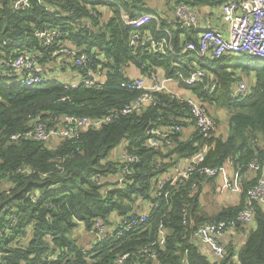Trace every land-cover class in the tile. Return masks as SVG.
<instances>
[{
	"label": "trees",
	"instance_id": "obj_1",
	"mask_svg": "<svg viewBox=\"0 0 264 264\" xmlns=\"http://www.w3.org/2000/svg\"><path fill=\"white\" fill-rule=\"evenodd\" d=\"M14 1L0 0V175L8 177L7 184L0 185V227L8 223V213H16L19 223L0 237V264H54L43 259L55 245L62 250V264H114L116 256L127 252L131 255L123 264H183L185 256L189 264H264V207L256 202L255 226L239 247L229 240L223 258H213L194 235L201 224L237 220L249 188L264 175V59L225 54L206 63L192 51L175 55L167 50L161 54L148 46H132L131 28L126 27L118 7L113 6V14L101 24L106 12L96 5L107 0H32L27 9H17ZM115 1L132 17L145 11L160 15L157 9H148L147 0ZM223 1L194 0L192 4ZM49 6L56 11L50 12ZM87 20L95 28H87ZM176 23L163 19L161 26L171 30L174 50L180 53L187 41H197V33ZM146 26L157 39L164 35L157 31L156 21H149ZM54 27H59L62 34L55 43L45 45L37 31ZM65 48H74L72 52L81 49L88 56L87 62L78 65L69 57L61 58V52L55 54ZM24 52L31 53L48 74H53H46V82L26 85L15 81L16 75H11V67L2 60ZM246 61L252 62L256 83L247 95L233 96L232 83L241 79L236 67L241 62L248 65ZM195 63L208 74L203 82L185 83L189 89L203 101L232 109L229 132L208 141L209 149L201 165L221 166L231 159L241 174L249 176L242 183L241 202L237 204L223 206L211 214L205 212L200 195L206 176L198 172L177 186L167 184L163 190L167 195L153 196L154 178L178 163L179 158L194 155L204 144L198 131L189 139H183L180 131L175 132L173 145L166 149L143 144L151 128L173 123L182 126V119L192 117L183 96L156 92L143 110L121 114L99 126L79 127L72 137L42 140L28 133L35 129L38 119L48 127L58 125L66 114L101 119L109 110H120L132 102L141 92L121 86L123 80L130 78L125 72L129 64L149 77L162 67L166 77L173 78L179 73L190 74ZM89 68L102 70L106 82L96 86L64 82L67 71L86 74ZM206 84H215L214 92L209 93ZM15 134L19 137H12ZM122 143L138 157L130 164L129 176L134 181L126 190L112 188L105 195V184L93 177L119 171L122 164L108 158ZM255 159L258 168L252 176L248 173L249 164ZM26 167L31 171L18 172ZM194 183L197 186L193 187ZM37 190H41V195L33 202ZM149 199L158 202L149 218L119 242L107 240L94 246L99 249L92 256L96 259L84 253L83 236L76 235L79 230L75 235L71 233L78 227L74 220H82L87 226L97 218L108 223L112 213L127 215L133 209H141V202ZM161 225L166 232L163 245L157 243ZM29 233L31 239H22ZM153 242L151 247L156 254L143 252Z\"/></svg>",
	"mask_w": 264,
	"mask_h": 264
},
{
	"label": "built area",
	"instance_id": "obj_2",
	"mask_svg": "<svg viewBox=\"0 0 264 264\" xmlns=\"http://www.w3.org/2000/svg\"><path fill=\"white\" fill-rule=\"evenodd\" d=\"M32 0H15V7L17 9H27L31 7ZM172 9L168 14L167 21L169 23L177 22L176 24L181 27L193 29L196 31L197 41H187L182 47L180 53L174 50L173 36L169 28H163L161 26V15H157L150 11H145L138 16H131V13L125 10L115 0H107V3L96 5L100 9L106 12V15L102 16L105 21L110 15L113 14V6L118 7L123 18L126 27L131 28V38L129 40L132 46H148L154 52L164 54L169 50L172 54L182 55L187 51H192L199 59H204L205 62L213 61L221 58L225 54H249L264 59V0H224L219 3L218 9L221 14L222 25L213 23L212 21L201 24V8L195 4H190L185 1L172 0ZM200 5V4H198ZM204 5V4H203ZM150 10V8H148ZM152 9V8H151ZM155 9V8H153ZM50 12H55L56 8L49 6ZM215 12L214 6L208 11L209 15H213ZM172 19V20H171ZM156 21L157 31L163 33L161 38H156L152 35L146 26L149 21ZM87 28H95L93 22L87 20L85 24ZM100 28V26H98ZM96 27V28H98ZM101 30V28L99 29ZM62 32L59 27L43 28L37 31V35L43 38L45 45L55 43ZM69 45L71 42L66 41ZM74 49V48H72ZM71 49V50H72ZM67 48L60 51H56L55 54L61 52V58L69 57L74 63L78 65H84L88 56L86 53H82L81 49H77L76 52H72ZM98 52V50L95 48ZM76 53H80L75 56ZM99 53V52H98ZM103 57L104 54L100 53ZM2 62L11 67V75H16V82L26 85L41 84L47 81L48 70H45L42 64L37 58H34L31 53H21L16 57L3 59ZM197 65V63H195ZM14 71V73H13ZM77 72V71H75ZM79 73V72H77ZM53 75L52 73L48 76ZM81 78L77 81H70L72 85H78L84 83L88 86L101 85L106 82V75L102 70H95L89 68L86 74L80 73ZM207 75V71L201 67H194L193 70L187 76H183L179 73V76L188 84H195L198 81H202ZM170 78L159 80L154 75L150 81H147L144 77L136 76L130 77L128 80H123L121 86L128 89L139 90L141 94L132 102L125 104L120 110H109L103 118L92 120L87 116H81L76 114H66L61 117V121L58 125L48 127L45 122L38 119L36 127L31 132H28L35 138L42 140H49L55 137H72L75 135L79 127H87L90 125H101L114 118L119 117L121 114H129L135 111L143 110L144 106L154 100V93L159 91H166L174 94L167 86V81ZM216 85L212 84L211 88H215ZM249 87L245 81L238 82L237 89L232 91V95L240 94L241 96L247 95ZM176 95V94H174ZM182 96V95H177ZM183 100L189 105L190 113L195 120L198 133L204 140L203 147L190 157V163L183 165L181 163L173 164L169 170L159 174L154 178V185L152 187L153 196L167 195L163 190L169 185L177 186L184 179H188L189 176L198 172L200 175L206 177L217 176L224 173L225 168L221 166H208L201 165L205 160L206 153L209 149L208 141L215 135H217V120L209 112L207 107L195 96H183ZM58 117H55L57 119ZM181 126L178 124H169L168 126L154 127L148 132V137L143 141V144L147 147L166 149L173 145V134L180 131ZM12 137L17 138L19 134H15ZM125 145L122 143L115 150L112 151L108 160L119 161L122 166L117 173H108L106 175H96L94 180L99 184H105L103 187L104 194H108L112 188L126 190L130 184L133 183V179L129 176L132 173L130 164L138 160L137 155L129 153ZM258 159L253 160L249 164L250 169H257ZM30 167L20 168L18 172H30ZM236 174H240L237 170ZM8 177L0 175V185L5 186L7 184ZM6 179V180H5ZM234 181L231 177H224V186L228 189H234ZM196 183L193 184V187ZM247 201L239 212L237 220L232 221H220L209 222L199 225L195 230V240L200 243H206L211 250V256L213 258H223L226 252V244L222 242L221 238L225 234L230 233L236 229L238 223H254L255 224V211L256 207L254 202L264 207V175L256 180V182L248 190ZM38 195H41V190H37L33 193V202H36ZM141 209H133L129 214L123 216H117V213H112L110 222H105L101 218H97L90 226L82 220H74L78 223V227L71 233L75 235V231L83 236L87 242L91 239V244L85 246L83 249L86 256L91 259H96L94 256L99 252V249L95 247L100 246L104 241L111 240L112 242H119L121 238L133 231L142 222H145L152 213V210L158 207V202L153 200H146L141 202ZM6 221L8 223L0 227V237L4 234H8L13 230V226L19 223V218L16 213H8L6 215ZM30 232V230L28 231ZM89 235V236H88ZM32 235L22 239H31ZM166 239V232L164 227L160 226V234L157 239L159 245H163ZM155 242L144 247L143 252H149L151 255L156 254V249L151 246ZM54 246V244H53ZM95 246V247H94ZM43 259L45 262H54V264H62L61 254L62 250L60 246L55 245ZM131 254L123 253L116 256L114 264H123ZM2 264H10L3 262ZM183 264H189L187 256L183 260Z\"/></svg>",
	"mask_w": 264,
	"mask_h": 264
},
{
	"label": "crops",
	"instance_id": "obj_3",
	"mask_svg": "<svg viewBox=\"0 0 264 264\" xmlns=\"http://www.w3.org/2000/svg\"><path fill=\"white\" fill-rule=\"evenodd\" d=\"M188 1H190L189 3L192 4L194 0H188ZM152 2L155 3L156 0H154V1L147 0V4L149 5L148 8H150V9L152 8V10H153V8L157 9L159 11L160 15L162 16L161 20H163V19L167 20L168 14H170V9H172L173 1L170 0L169 8L167 6H164L162 4V2L159 0H158L159 7L152 5ZM198 4H200V5H198ZM218 4L219 3H206L204 5H203V3L195 4L197 6H200V8H201V24H204L205 22L207 23L208 21H212L215 24L222 25L221 14H220V11L218 9V6H216ZM212 6H214L215 12L213 13V15H209L208 11L211 10ZM241 55H243V54H238L237 56H241ZM206 63H208V62H206ZM247 63H248V65H246V66H248V67H250L252 65V62H250V63L247 62ZM194 67H200V66L198 64L197 65L194 64ZM240 67H242V62L240 64ZM248 67H246V68L242 67V69L236 70L237 74H239L241 76V79L234 81L232 83V87H231L232 91L237 89L238 82H240V81H245L247 83V85L249 87V91H250L251 87L255 85V83H256L255 71L251 67H250V69H248ZM125 72H126L127 76H129V77L140 76V77H144L147 81H150L153 77V76L149 77L147 75H144L141 72V70L133 64H129L127 67H125ZM68 73H70V77L67 76L64 79L65 83L70 82L68 79H70L76 72L75 71H68ZM207 74H208V72H207ZM64 75H65V73H63V72L60 74L61 77H63ZM154 76L156 78H158L159 80L167 78L165 75V70L162 67H159L157 70L154 71ZM183 76H187V75H183ZM178 77L170 78V80L167 81V86L170 88V90L176 95L189 96L192 94V96H195L196 98H198L207 107L209 112L217 120V135L218 136L219 135L226 136L227 133L229 132V129H230V116L232 113V109H230L228 106L223 105L221 103L203 101L202 99L197 97L191 89H189V87L187 85H190V84L186 83L180 76H178ZM248 77H250L249 80H248ZM198 82H203V81L200 80ZM211 86H212V84H211ZM211 86L209 84H206V88L209 89V91H208L209 93L214 92V90L216 89V87L211 88ZM233 96H241V95L233 93ZM182 121L185 123L181 126V129H180L181 137L183 139H189L190 137H192L193 134H195L197 132V127H196L195 121L192 117L184 118V119H182ZM53 139L56 140V139H58V137L53 138ZM202 147H203V144H202ZM190 157L191 156L179 158V159H178V157H175V160L178 159L176 162H179L183 165H188L190 163ZM223 167L225 168L224 173L217 175V176L205 177L202 179L203 180V187H202V191H201V195H200V203H201L203 210L209 214H211V212L210 211L208 212V210H206V208L204 207L205 203L203 202V197L206 194H207L206 196L209 198V202L217 203L216 211L223 206L237 204V203L241 202V194H242V189H243L242 183L246 179V177L249 178V176H246L247 174H241L240 172H239L240 173L239 175L236 174L237 169L235 167L234 161L231 159H228L223 164ZM255 172H256L255 169L248 170L249 175H252V176H253V174H255ZM225 176L231 177V179H233V181H234L233 185L235 186L234 189H228L224 186V177ZM214 212H212V213H214ZM254 226H255L254 223H245L243 225L241 224V227L239 229H237V230L235 229L234 231H231L230 233L225 234L224 236H222L221 240H222V242H224V244H227V242L232 239L235 246L239 247L242 244L243 239L246 238L247 234L250 232V230ZM241 229H243V230H241ZM201 246H203L207 251L211 252L210 247L206 243H201Z\"/></svg>",
	"mask_w": 264,
	"mask_h": 264
},
{
	"label": "rangeland",
	"instance_id": "obj_4",
	"mask_svg": "<svg viewBox=\"0 0 264 264\" xmlns=\"http://www.w3.org/2000/svg\"><path fill=\"white\" fill-rule=\"evenodd\" d=\"M150 1H154V0H150ZM159 1H161L162 4H163L164 6H167V7L169 8V6H170V4H169L170 0H159ZM152 5L159 7L158 0H156L155 3L152 2ZM242 67L246 68V67H248V66H246V63H245V64H242ZM242 67L237 66V67H236V70H237V69H242ZM71 70H72V69H71ZM67 72H68V71H67ZM67 76L70 77V73H67ZM80 78H81L80 73H77V72H76V73H75L70 79H68V80L72 82V81H74V80H76V79L79 80ZM249 78H250V77H248V80H249ZM250 80H251V79H250ZM206 195H207V194H206ZM206 195L203 197V202L205 203V204H204V207L206 208V210H208V212L210 211V212L212 213V212L216 211V209H217V203L209 202V198H208ZM115 214H116V213H115ZM29 230H31V228L28 229L27 231H29ZM76 235L78 236V233H76ZM88 236H89V235H88ZM91 241H92L91 239H90L88 242H87L86 239H83L81 243L87 247V246H89V245L91 244Z\"/></svg>",
	"mask_w": 264,
	"mask_h": 264
},
{
	"label": "water",
	"instance_id": "obj_5",
	"mask_svg": "<svg viewBox=\"0 0 264 264\" xmlns=\"http://www.w3.org/2000/svg\"><path fill=\"white\" fill-rule=\"evenodd\" d=\"M99 29H100V28L98 27V28H97V31H99Z\"/></svg>",
	"mask_w": 264,
	"mask_h": 264
}]
</instances>
